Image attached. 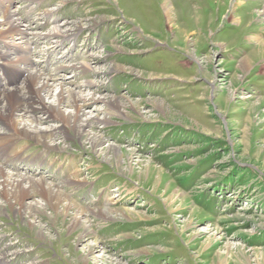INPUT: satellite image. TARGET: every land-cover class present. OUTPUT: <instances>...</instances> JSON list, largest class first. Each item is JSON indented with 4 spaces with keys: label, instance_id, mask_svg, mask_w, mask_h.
<instances>
[{
    "label": "rangeland",
    "instance_id": "rangeland-1",
    "mask_svg": "<svg viewBox=\"0 0 264 264\" xmlns=\"http://www.w3.org/2000/svg\"><path fill=\"white\" fill-rule=\"evenodd\" d=\"M263 6L264 0H0L1 15L11 11L18 18L13 31H27L34 42L31 56L42 73L74 67L57 71L53 85L126 105L114 122L93 130L131 153L134 169L126 168L125 156L120 170L87 145L69 143L73 169L88 181L68 189L71 200L83 207L117 201L114 208L144 217L104 222L107 227L93 220L90 234L80 238V231L69 229V215L49 217L46 209L37 213L36 223L47 233L40 237L5 212L4 264H264V51L257 48L264 42ZM70 23L82 26L74 38L38 37ZM17 45L0 37V52L7 53L0 57V83L6 84L8 69L9 89L26 76L14 66L22 50ZM90 55L96 59L91 65L106 73L78 68ZM113 64L121 69H106ZM86 80L94 86H84ZM82 108L97 117L104 112L100 100ZM59 121L52 116L41 125ZM21 139L0 145L9 153L5 171L60 182L67 169L59 162L32 165L14 157L21 145L17 155L38 151ZM148 161L154 173L139 169L138 162Z\"/></svg>",
    "mask_w": 264,
    "mask_h": 264
},
{
    "label": "bare ground",
    "instance_id": "bare-ground-1",
    "mask_svg": "<svg viewBox=\"0 0 264 264\" xmlns=\"http://www.w3.org/2000/svg\"><path fill=\"white\" fill-rule=\"evenodd\" d=\"M162 6H164L163 8L166 14L170 15V7L165 5V2ZM47 12H49V14L51 13L50 11ZM262 12L264 13V6ZM17 20L18 18L15 16V13L11 11L2 14L0 18V37L5 41L18 40L16 48L21 47L22 50L17 53L14 52L16 57L14 66L19 70L20 75L23 74L25 76L26 74L24 79L22 78L23 81L20 83H13V88L9 89V87L5 85L12 82L13 77L10 78L9 70L6 69V75L4 76L6 84L0 83V145L5 146L8 144L10 146L21 138L24 139L25 144L28 143V141H32V143L38 148L37 153L34 155L28 154L26 157H23V155L21 156V154L17 155L18 153H21L20 150L23 149L21 145L19 151L16 150V152H12L14 157L18 156L16 158L17 160L20 161L25 158V162L30 161V164L32 165H41L45 164V162L51 165L55 161L59 162L58 164L60 167L62 166L68 171L64 170L65 175L58 183H49L42 177L32 178L28 176L26 177L25 175L8 173L5 171V165L3 162L5 161L4 157L8 156L9 153L4 154L6 151L8 152V150L0 148V214L10 212L17 215L21 220L28 223L29 227L40 237H45L47 233L43 232L44 227L42 225L36 223V219L39 218L37 213L43 212V215H45L47 214L44 212L46 209H49L50 211V213L47 214L49 217L69 215V229H77L80 231V238L81 236H87L90 234V223L95 220L97 222L101 221L103 224L107 221L112 222L114 220L122 219H126L125 221H141L144 217L138 212H134L129 208H114L112 204H115L117 201L108 204L103 203V205L94 204L92 206L88 205V207H83L71 200V195L68 189L72 190L73 188L83 187L88 184V181H86L85 178H80L79 175H81V171L79 169H73L74 154L71 153V150L69 149V143L75 141L84 148H86L85 145H87L94 154L100 156L106 161L114 162L117 169L120 170L123 166L122 162L119 160L125 156L127 157L125 161L126 168L131 170L134 169V164L129 160L132 157L131 153L124 152L121 146L105 143L104 137L98 135V133L93 130V128H96L99 125L107 126L114 122V118L117 117V112H121L120 110L123 107H126V105H124L123 102H120L117 98L97 96L96 94H93V92L84 96L62 83L53 85L50 80H52L51 77L58 75L57 71L74 67L61 64L54 69V75L51 73L45 74L44 72L43 74L40 68L34 65V60L31 56V39L27 38L28 32L19 29L13 31L18 23ZM95 23L97 22H94V24ZM70 24L71 26L68 29L61 30V28L55 26L49 31V33L38 37L49 40L54 38L58 39V41L63 38H74L80 33L82 26L78 23ZM15 44L16 43H12L11 45ZM257 48L259 52H263L264 42L259 41ZM6 56L7 53L0 52L1 58L5 59ZM90 57V61H83L81 62L80 67H78L82 72L84 69H93L91 71L94 72L99 70L105 73L107 72L102 68H99L98 70L97 66H95L96 68L93 67L91 61L94 63L96 59L93 55H90ZM241 66L245 67V64H241ZM106 69L118 71L121 68L119 65L113 64L109 65ZM94 84L95 82L91 80H86V82H84V86L87 88L93 87ZM94 91H97L96 88ZM99 100L104 104V112L100 117L92 116L91 112L82 108L87 102ZM64 107H70L71 111L65 113L62 109ZM129 108L132 110L136 109L132 103ZM52 116L58 118L60 124L53 125L50 128L41 125V121ZM65 152L70 153H68V157L59 156V153ZM137 164L139 165L140 170L146 169L148 173H154V171H156L149 161L138 162ZM132 191L133 190L131 189L128 192L131 194ZM118 195L119 193H114L113 196ZM32 196L38 197L39 200L35 199L34 201H31ZM27 199H29V201H27ZM112 199L113 197L110 200ZM105 204L107 206H105ZM119 216H121V218H119ZM107 226L106 223L104 226L102 225V227ZM10 244L14 245L12 243H9V245ZM95 246L96 245L94 244L88 248L89 253L95 249ZM84 259L86 258L84 257ZM100 260L104 262L105 257L101 256ZM4 262L5 253L1 252L0 264H4ZM108 262V264H112L111 261ZM105 263L107 262L105 261Z\"/></svg>",
    "mask_w": 264,
    "mask_h": 264
}]
</instances>
